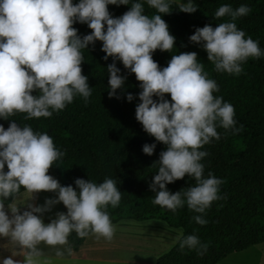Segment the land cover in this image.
<instances>
[{"label": "clouds", "instance_id": "1", "mask_svg": "<svg viewBox=\"0 0 264 264\" xmlns=\"http://www.w3.org/2000/svg\"><path fill=\"white\" fill-rule=\"evenodd\" d=\"M145 2L156 13L145 14ZM173 3L188 13L197 9L194 0H131L128 11L113 17L108 5H127L130 0H0V118L8 119L16 112L26 113L27 118L49 117L64 109L77 94L87 103L91 87L88 77L82 74L81 49L100 40L104 59H114L107 66L108 95H115L125 83L126 77L115 64L118 59L141 82L136 119L156 141L167 145L149 185L155 193L153 203L173 212L186 204L193 212L204 213L220 199L223 180L211 172L203 175L201 160L207 152L200 149L212 138L220 139L218 125L233 132L243 126L235 127L234 106L214 96L219 91L217 82L209 78L195 51L172 55L162 68L153 59L156 49L171 51L174 47L175 36L161 15L171 12ZM250 11L246 4L235 9L222 4L214 16H229V20L216 27H197L190 35V41L206 50L216 71L239 75L243 62L264 56L259 41L246 36L234 22ZM77 21L86 22L92 32L78 35L72 26ZM33 90H38V95H33ZM166 93H170L171 101L165 98ZM127 99L132 101L133 94L127 93ZM155 147V143H145L142 150L151 155ZM63 154L47 132L34 131L27 124L20 127L15 121L7 129L0 124V237H8L14 244L12 255L0 257V264H50L41 258L38 245H68L73 232L78 237L91 233L97 239L113 238L116 227L107 208L117 207L121 200L116 180L106 177L97 183L76 178L77 188L62 186L48 170ZM185 174L194 178L195 184L170 192L166 185ZM21 186L32 194L31 198L40 190L55 192L56 197L46 199L43 205L30 203L29 199L25 202L17 195ZM60 202L67 212H58L45 223L43 213ZM25 204L27 209L21 213ZM193 219L202 225L207 223L201 215ZM177 239L181 249H207L194 234L183 236L181 232ZM67 252L71 254L70 246ZM18 254L24 259L13 258ZM63 254L56 249L57 256Z\"/></svg>", "mask_w": 264, "mask_h": 264}, {"label": "trees", "instance_id": "2", "mask_svg": "<svg viewBox=\"0 0 264 264\" xmlns=\"http://www.w3.org/2000/svg\"><path fill=\"white\" fill-rule=\"evenodd\" d=\"M194 3L197 9L193 13L181 11L178 4L173 3L171 12L161 14L175 36L174 47L171 51L156 49L152 56L162 68L167 66L172 55L195 51L209 78L217 82L219 91L214 92V96H221L234 106L235 127L243 126L239 132H233L218 125L220 139L212 138L200 149L207 152L201 160L203 175L206 177L211 172L223 180L219 187L220 199L213 201L204 213H195L186 204L173 212L153 203L155 193L149 185L158 171L160 153L167 145L156 141L136 119V105L141 102L138 96L142 91L141 82L118 59L115 64L126 77L125 83L115 95H108L111 89L107 66L114 59L111 56L104 59L106 53L100 40L81 49L84 57L82 74L88 77L91 87L87 103L77 94L64 109L54 111L49 117L27 118L26 113L16 112L8 119L0 118L5 129L15 121L20 127L27 124L34 131L47 132L53 138L64 154L49 168L48 174L62 186L77 188L76 178L97 183L106 177L116 180L121 200L117 207L109 205L107 208L113 223L162 220L173 229H181L183 236L194 234L207 245L206 250L198 252L187 246L181 249L178 240L156 264H218L235 252L264 243V56L250 57L243 62V71L239 75L218 72L208 60L206 50L189 40L197 27H216L230 19L229 16H214L220 5L230 4L235 9L246 4L251 11L234 22L246 36L258 40L264 49V0H194ZM130 8L131 0L127 5H108L113 17L121 16ZM144 12L151 16L156 9L145 2ZM72 26L81 37L92 32L86 22L77 21ZM129 92L134 96L132 101L127 99ZM32 94L38 95V90H33ZM165 98L171 101L170 93H166ZM145 143L156 144L151 155L143 152ZM194 184L195 179L185 174L166 187L174 193ZM22 192H25L23 186L17 195ZM9 200L11 197L5 205ZM195 215H201L207 223L199 224L193 219ZM88 236L78 237L73 232L68 238V246L77 251Z\"/></svg>", "mask_w": 264, "mask_h": 264}, {"label": "crops", "instance_id": "3", "mask_svg": "<svg viewBox=\"0 0 264 264\" xmlns=\"http://www.w3.org/2000/svg\"><path fill=\"white\" fill-rule=\"evenodd\" d=\"M5 209L8 210L7 205ZM20 210L22 213V206ZM9 215H11L10 212ZM114 225L116 231L111 240H106L103 237L97 239L94 234H90L79 250H72L71 254L67 252L68 245L50 246L41 242L38 245L42 251L41 258L49 260L50 264H156L157 256L162 254V251L152 254L149 250L152 249V241L154 240V244L152 243L154 248L160 247L163 243L165 248L169 249L172 243L173 246L176 244L173 228L162 220H122L114 223ZM136 246H139V251ZM13 247L14 244L9 242L8 237H0V257L11 256V248ZM143 247L148 250H144ZM57 248L64 253L62 256L56 255ZM17 251L19 252L18 247ZM135 251L142 253V255L136 256ZM122 253H124L121 257L123 259L120 258ZM145 253L148 255H144ZM13 258L24 259L20 254ZM146 258L149 259L146 260Z\"/></svg>", "mask_w": 264, "mask_h": 264}, {"label": "rangeland", "instance_id": "4", "mask_svg": "<svg viewBox=\"0 0 264 264\" xmlns=\"http://www.w3.org/2000/svg\"><path fill=\"white\" fill-rule=\"evenodd\" d=\"M181 2H183V0H181ZM184 2H187V0H184ZM30 193L27 192H22L18 195V197L22 200V201H27L29 199L30 203L36 204V205H43L46 201V199H54L56 197V193L52 192V191H47V190H40L38 192H35L33 194V197L31 198ZM6 206V205H5ZM27 209V205H23L22 206V212L24 210ZM67 212V208L66 206L60 202L57 204H54L50 210L45 211L43 213V217L45 220V223H48L51 221V219L55 218L56 213L58 212ZM37 215H40L39 213H37ZM173 233L175 234V239H176V243L178 241L177 236L182 232L181 229H173ZM152 243L154 244V240L152 241ZM151 243V247L152 249H149L151 251L152 254L155 253H161L162 254H158V258L161 257L162 255H164L165 253H167L171 247L173 246V243L169 246L170 248H165L166 246L163 245V243L160 245V247L156 246V248L153 247V244ZM137 250L139 246H136ZM144 250H148L146 247H143ZM129 251V250H128ZM139 251V250H138ZM134 252V254L136 256H138L139 254L142 255V253L140 252ZM123 252V251H122ZM124 253H122V255L120 256L123 257ZM130 255H132L130 253ZM144 255H148V254H144ZM123 259V258H121ZM149 258H146V260ZM152 259V258H151ZM262 261H264V243L263 244H259L256 246H252L250 248H248L245 251L242 252H235L231 255H229L227 258H225L224 260H222L221 262H219L218 264H262Z\"/></svg>", "mask_w": 264, "mask_h": 264}]
</instances>
